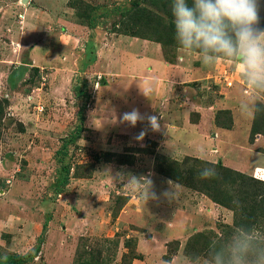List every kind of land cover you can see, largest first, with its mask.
Segmentation results:
<instances>
[{
  "label": "rangeland",
  "instance_id": "374dc122",
  "mask_svg": "<svg viewBox=\"0 0 264 264\" xmlns=\"http://www.w3.org/2000/svg\"><path fill=\"white\" fill-rule=\"evenodd\" d=\"M135 1L138 6L133 5ZM171 3L0 0V99L6 101L0 106V138L7 145L3 151L13 152L14 159V163L7 161V175L0 174V262L9 256L32 254L42 238L38 255L24 264H73L80 256L88 260L96 256L100 264H230L234 256L242 257L244 264H264V220H259L249 235L242 234L234 228L235 212L176 180L189 176L191 168H205L184 161L186 157L222 164L217 147L193 141L196 151L192 153H201V158L181 151L164 155L165 149L157 150V143L145 137H125L113 125L120 123L117 116L123 114V79L116 82L118 63L109 61V56L123 55V36L159 41L171 34L177 45ZM260 5L259 26L264 28V0ZM91 8L93 12L97 8L102 17L99 27L89 35L81 22L86 21L85 14ZM17 32L13 42L18 46L10 45L9 33ZM90 47L98 52V60L104 57L107 61L97 64V60L85 68L84 55ZM170 49L169 58L173 60L178 48ZM164 52L167 56L168 48ZM214 64L213 80L221 82L219 86L227 80L225 91L240 88L238 95H243L242 104L246 106L251 97L244 89L251 85L255 106L258 102L264 105V90L249 83L238 60L218 57ZM219 67L222 70L218 72ZM98 77L101 84L97 88L94 83ZM108 81L113 88L106 100L100 89ZM208 86L203 90L195 81L176 86L180 101L175 102L172 96L169 103L172 100L180 108L182 101L195 96L182 106L190 110L188 113L198 104L220 107L215 103L228 98L219 101L221 96L214 93L217 87L212 83ZM84 104L87 110L81 138L67 146L66 157L61 155L59 162H69L71 167L69 182L63 186L56 154L63 141L79 131L78 114ZM210 118L195 127L199 132L192 140L202 139L200 132L212 136L207 131ZM251 118L253 113L247 107L239 111L235 137L247 146H253L256 140H251L249 130L244 132ZM222 120L229 125L233 117L222 116ZM235 120L238 123L236 116L233 125ZM145 148L155 151L160 160L137 152ZM224 151L230 152L227 148ZM163 156L171 162L163 164ZM240 161L247 159L231 162ZM244 162L239 165L243 169ZM117 173L149 177L157 194L170 190L172 182L175 197L171 202L161 197L146 203L139 190H130L116 179ZM194 181L200 186L202 179L196 175Z\"/></svg>",
  "mask_w": 264,
  "mask_h": 264
},
{
  "label": "crops",
  "instance_id": "0c3cea01",
  "mask_svg": "<svg viewBox=\"0 0 264 264\" xmlns=\"http://www.w3.org/2000/svg\"><path fill=\"white\" fill-rule=\"evenodd\" d=\"M85 27L89 30V35H91V33H94L99 26L94 30H90L87 26ZM16 34H18V32L15 34L9 33L10 45L18 46L17 43L13 42ZM121 43V53L123 52V55L121 54L119 57L109 56L108 60L118 63L117 67L120 74H117L119 78L116 82L123 79V113L138 109L141 114L155 115L158 117L160 128L158 131H153L146 120L138 122L135 127H132L127 123L121 122L122 113L120 112L117 116L120 123H113L117 128L115 129L116 131L120 130L119 132H122L125 137L139 139V134L142 130H145L146 134L143 137L147 138V140L149 139V141L157 143V150L165 149L167 154L163 152L162 154L164 155H170L181 151L184 155L189 154L201 158V153H192L196 150H194V146L191 144H193V141L202 142L205 146L210 144L208 147L215 146L218 148V157H221L219 161L222 162L223 165L241 173L264 180V152L261 151L264 150V136L257 135L255 137L256 140L253 146L256 149L249 143L248 146L244 143L241 144L240 142L243 140L239 142L241 138L236 139L235 137L238 130L237 127L239 126V111L245 110L246 107L247 111L251 110L253 113V118H251V121L244 132L246 134V131L249 130L251 134V127L255 113V96L250 93L249 90V88H252L251 85H247L248 88L244 89V92H247L251 97L248 99L251 103L250 105L244 106L242 104L244 100V98H242L243 95H238V90L240 91V88L236 87L237 89L233 88L229 90L227 88L225 91L224 84H226L225 82L227 80L223 81L224 84L222 86H219L221 82L218 83L217 80H213L214 77L211 75V72L215 67L214 63L211 65H205L202 63L201 58L198 55H187L181 52L179 48L175 51L174 59L170 60L165 56L164 49L159 43L146 39L123 36ZM110 44H114V42ZM90 46H92V43ZM97 53L95 55V63L98 60V58H96ZM193 58H195V60H193ZM178 60L180 62L183 60L184 64H181ZM103 61L105 62L107 59L103 57L101 60H98L97 64H100V62ZM221 70L222 69L219 67L218 72ZM223 76L225 77V74ZM193 81L199 82L200 88L203 90L209 89L208 84L210 85L212 83L217 87L215 88L216 92L214 93H218L221 96L219 101L223 99V97L228 99L220 102V104L215 103V105H220V107L198 104L196 109L193 110L194 112L189 113L188 111L190 110L182 108V106L191 103L189 101L193 100L195 96L186 99V101H182L183 105H180V108H176V104L174 106L172 100L169 103V97L172 96H175V102L180 101V99H178L177 90H175L176 86L180 87V85L192 83ZM109 83V81L107 83L105 82L100 89V94L102 93L101 95H103V98L106 100L111 96L110 93L113 88V85L109 86ZM234 90H236V92H233ZM200 92L203 91L200 90ZM208 93L209 92L205 93L206 98L208 97ZM209 98V100L213 101L211 96H209ZM186 111L188 113L187 116L185 115ZM221 111H229L230 115L233 117L231 124L228 126H225L223 125V122H220L221 117L219 119L218 115ZM211 116L212 119L210 118V123L208 124L210 127L207 131H209L212 136L210 137L207 133L204 134L200 132L203 138L192 140V138H197L199 132L196 131L197 128L195 127L202 125L204 120H208L206 118ZM235 116L238 123H236L235 120L236 124L233 125ZM185 139H188L189 141H186ZM1 140L2 139L0 138V141ZM208 141L210 142L207 144ZM257 144L260 146L258 147ZM242 145L245 147H242ZM6 146L5 143H2V141L0 142V174L2 173L3 175H7L6 173H8L7 170L9 166L7 165V161L10 160L14 163V159L12 158L13 152L12 154H9L7 150L3 151ZM226 148L229 149L230 152H225L224 150H226ZM240 149H242V151ZM257 149L259 152L256 151ZM221 153L225 154L223 158ZM140 154L155 157L154 154L143 152ZM241 157L247 159V162L243 161L246 164L245 169L239 166L243 165V162H231L237 159L239 161ZM131 203L132 202H129L128 206H130Z\"/></svg>",
  "mask_w": 264,
  "mask_h": 264
},
{
  "label": "clouds",
  "instance_id": "9594fccd",
  "mask_svg": "<svg viewBox=\"0 0 264 264\" xmlns=\"http://www.w3.org/2000/svg\"><path fill=\"white\" fill-rule=\"evenodd\" d=\"M260 10V0H172L174 39L181 52L198 55L205 65L213 64L218 57L238 60L249 83L264 90V28L259 26ZM145 120L153 131L159 130L158 117L141 114L138 109L121 117V122L132 127ZM145 134L142 130L138 138ZM216 174L214 167L205 168L199 178L210 179ZM116 179L130 190H139L146 203L161 197L171 202L175 197L172 182L170 190L157 194L149 177L117 173ZM230 264L244 261L234 256Z\"/></svg>",
  "mask_w": 264,
  "mask_h": 264
},
{
  "label": "trees",
  "instance_id": "16d2710c",
  "mask_svg": "<svg viewBox=\"0 0 264 264\" xmlns=\"http://www.w3.org/2000/svg\"><path fill=\"white\" fill-rule=\"evenodd\" d=\"M133 5L138 6V2L137 1L133 2ZM96 10L97 8L93 12V8L89 9L85 14L86 21L81 22L82 24L87 26L90 30H94L96 27L99 26V18L102 17L101 12H97ZM118 10L123 12V8H118ZM87 13L88 16H86ZM168 35H169L168 37L169 40L168 39L163 40V38L161 39L159 38V41L151 40V39L150 41L159 43L163 47V49L168 48L167 56L166 55L165 56L168 59H170L168 53L169 51H171V49L169 50V48H178V46L173 44L171 38L172 35L171 34ZM95 55L96 54L94 53L92 47L87 49L85 54V59H87V61L84 64L85 68H87V66H90L95 62ZM83 71L84 68H82L81 72ZM76 89L78 91H82L81 88L79 87H77ZM4 102L6 103V101L0 99V106H2ZM86 110H87V106L84 104V106L80 108L78 114L79 131L73 132L69 136V138L63 141L64 145L62 146V149L56 154L57 163L61 161L60 160L61 155H63V157H66L65 153L67 146L69 144H70L69 146L75 144L77 140L81 138V133L84 129L83 126L85 121ZM0 111L2 113V107L0 108ZM219 113H220L218 115L219 119L221 117L220 122L223 121L222 116H226V115L230 116L229 111H221ZM223 125L228 126V124H225V122H223ZM257 135L264 136V105L259 102L255 106L254 119L251 127V135H250L251 140H253ZM150 143L155 145L154 142H150ZM140 150L141 151H137V152L154 154L157 159V155L155 154V151H148L147 148ZM262 152H264V150H262ZM169 159H170L169 157L163 156L162 163L169 164V162H171ZM158 160H160V158H158L157 161ZM184 161L186 162L193 161L195 165L197 166L203 165L205 166V168L214 167L217 174L216 176L210 179H202L200 186L195 184L194 177L196 175H200L202 169L191 168V170L189 171V176L186 177L176 178L173 175L171 176L169 175V177H171L172 179L176 178L177 181L189 185L190 187H193L197 191H200L201 193H204L206 196H208L214 203L235 212L234 228H237V230H239L242 234L249 235L253 230V226H256L259 220H264V181L263 180L233 170L220 163L215 164L207 161L203 162L202 160L195 158L193 159L189 157H186ZM59 164L57 165V169H59V172H62L59 183L60 185L66 186L69 182V171L71 167L69 166V162H64ZM46 228H47V224L44 225L45 231ZM191 241L192 240H190V242L187 243L188 246L192 244ZM42 242H43L42 238L38 239V244L35 246V249L32 254L23 255V256H18V255L9 256V258H7L3 262H0V264H24L28 261L33 260L34 257L37 256L38 253L40 252ZM73 264H100V263L97 261L96 256H91L90 260L84 259L82 258V256H80V258H77L73 262Z\"/></svg>",
  "mask_w": 264,
  "mask_h": 264
},
{
  "label": "built area",
  "instance_id": "2783aa9c",
  "mask_svg": "<svg viewBox=\"0 0 264 264\" xmlns=\"http://www.w3.org/2000/svg\"><path fill=\"white\" fill-rule=\"evenodd\" d=\"M21 17V16H20ZM101 77H98L97 80L94 83V86H96L98 88V86L101 84L100 83Z\"/></svg>",
  "mask_w": 264,
  "mask_h": 264
},
{
  "label": "water",
  "instance_id": "95a60500",
  "mask_svg": "<svg viewBox=\"0 0 264 264\" xmlns=\"http://www.w3.org/2000/svg\"><path fill=\"white\" fill-rule=\"evenodd\" d=\"M27 0H23V2L25 3Z\"/></svg>",
  "mask_w": 264,
  "mask_h": 264
}]
</instances>
